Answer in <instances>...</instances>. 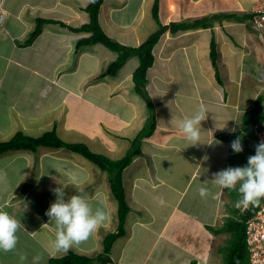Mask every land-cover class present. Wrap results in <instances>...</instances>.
Listing matches in <instances>:
<instances>
[{
    "label": "crops",
    "instance_id": "obj_1",
    "mask_svg": "<svg viewBox=\"0 0 264 264\" xmlns=\"http://www.w3.org/2000/svg\"><path fill=\"white\" fill-rule=\"evenodd\" d=\"M93 1L4 0L0 143L16 134L39 138L53 131L62 142L82 144L112 161L138 150L122 172L129 212L124 234L111 246V264H211L218 237L228 236L213 235L209 227L221 226L233 206L228 188L212 180L226 169L228 155V145L217 136L239 130L241 115L264 96V35L249 19L167 29L152 50L153 64L138 92L132 79L137 56L108 75L116 52L99 43L77 48L90 34L70 28L89 23L86 9ZM258 1L102 0L98 21L112 41L136 48L159 25L219 13L249 16ZM38 19L44 20L41 32L22 45ZM201 106L207 111L201 143L191 145L177 123ZM59 186L66 200L83 194L93 211L102 208L109 217L94 236L67 252L55 250L57 227L46 215ZM200 187L208 188L206 197L199 195ZM0 210L21 221L16 248L0 251V264H33L36 255L42 257L39 264H48L70 252L95 258L118 226L107 174L66 148L0 154Z\"/></svg>",
    "mask_w": 264,
    "mask_h": 264
},
{
    "label": "trees",
    "instance_id": "obj_2",
    "mask_svg": "<svg viewBox=\"0 0 264 264\" xmlns=\"http://www.w3.org/2000/svg\"><path fill=\"white\" fill-rule=\"evenodd\" d=\"M102 4V0H94L92 4L86 9L89 14L90 21L88 24L81 26L78 29L70 28V31L75 33H87L90 36L86 39H81L77 43V48L83 45L99 43L106 48L117 53V59L112 63L106 73L108 75L116 73L131 56H137L139 65L132 75L135 88L138 92L142 91L147 82V71L153 64L152 50L156 43L159 41L161 35L170 29L172 32L185 31L197 28H208L213 21L221 20H235L246 21L249 16H237L235 14H213L208 17L193 20L191 22H184L181 24H170V26L159 25L158 30L150 35L147 40L136 48L124 47L107 37L101 30L98 15L99 8ZM153 17L157 20V4L153 7ZM44 20H37L35 29L27 36L22 45H30L34 39L41 32V28ZM211 59H215V45H211ZM264 96L258 97L255 101L253 109L245 112L241 115L239 120V130L232 133H225L218 135L217 139L228 145V155L226 159V168L228 167H243L247 165V143L253 139V128L260 124L264 119ZM152 128L149 130L151 131ZM146 133V132H145ZM143 136V133L139 134V138ZM237 137H241V143L243 151L236 153L231 148V142ZM137 142V140H135ZM45 146L52 148H66L73 153L79 154L94 165H96L101 171L105 172L108 177L112 195L117 203V215L118 226L115 232L108 234L103 240V253L95 258H88L79 256L74 253H68L62 258H52L48 261V264H111L109 258V252L112 244L116 239L124 234V221L129 212V208L125 202L124 190L122 184V172L130 164L133 155L138 152L136 149H132L123 159L118 161L109 160L103 156L96 155L90 152L82 144H66L62 142L53 131L42 135L39 138H29L21 134H16L10 141L0 143V154L7 151L15 150H35L37 147ZM239 185L236 189L226 190L227 194L232 200L233 206L231 209V215L227 217L224 223L219 227H209V231L213 235L226 234L228 237L224 241L222 246L217 248V253L221 256V264H247L248 252L245 243V225L246 221L253 216L258 207L248 208H236L234 205L239 200L240 194L238 192ZM195 264V263H190Z\"/></svg>",
    "mask_w": 264,
    "mask_h": 264
},
{
    "label": "clouds",
    "instance_id": "obj_3",
    "mask_svg": "<svg viewBox=\"0 0 264 264\" xmlns=\"http://www.w3.org/2000/svg\"><path fill=\"white\" fill-rule=\"evenodd\" d=\"M206 118L207 111L201 106L195 115L177 123V127L191 145L201 143V122ZM231 148L236 153L243 151L241 137L231 142ZM212 180L222 188L236 189L239 185L241 198L236 201V208L259 207L264 200V141L257 144L255 154L248 157L246 166L223 169L215 173ZM53 191L56 200L50 205L46 215L57 227L54 241L56 251L67 252L73 247H78L94 236L109 219L102 208L93 211L83 194L72 195L66 200L64 186H59ZM198 192L201 197H206L208 188L200 187ZM20 228V220L0 210V251L10 252L16 248ZM21 259H26V256H21ZM41 259L40 255H36L33 264H39Z\"/></svg>",
    "mask_w": 264,
    "mask_h": 264
},
{
    "label": "built area",
    "instance_id": "obj_4",
    "mask_svg": "<svg viewBox=\"0 0 264 264\" xmlns=\"http://www.w3.org/2000/svg\"><path fill=\"white\" fill-rule=\"evenodd\" d=\"M3 2L4 0H0V25L5 18ZM249 25L264 35V0H259L250 12ZM253 136L246 146L247 158L254 155L257 144L264 141V119L253 128ZM245 243L248 252L247 264H264V200L253 216L246 221Z\"/></svg>",
    "mask_w": 264,
    "mask_h": 264
},
{
    "label": "rangeland",
    "instance_id": "obj_5",
    "mask_svg": "<svg viewBox=\"0 0 264 264\" xmlns=\"http://www.w3.org/2000/svg\"><path fill=\"white\" fill-rule=\"evenodd\" d=\"M226 238L227 237L219 236L218 240L215 242L213 250H212L213 254H212L211 264H221L222 263L221 256L217 253L216 250L219 246H222L224 244V241L226 240Z\"/></svg>",
    "mask_w": 264,
    "mask_h": 264
}]
</instances>
